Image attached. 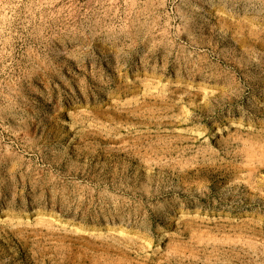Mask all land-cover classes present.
I'll return each instance as SVG.
<instances>
[{"label": "rangeland", "instance_id": "374dc122", "mask_svg": "<svg viewBox=\"0 0 264 264\" xmlns=\"http://www.w3.org/2000/svg\"><path fill=\"white\" fill-rule=\"evenodd\" d=\"M0 264H264V0H0Z\"/></svg>", "mask_w": 264, "mask_h": 264}, {"label": "bare ground", "instance_id": "6f19581e", "mask_svg": "<svg viewBox=\"0 0 264 264\" xmlns=\"http://www.w3.org/2000/svg\"><path fill=\"white\" fill-rule=\"evenodd\" d=\"M256 45H257V44H256ZM245 58H246V57H245ZM247 58H248V57H247ZM247 58H246V59H247Z\"/></svg>", "mask_w": 264, "mask_h": 264}]
</instances>
